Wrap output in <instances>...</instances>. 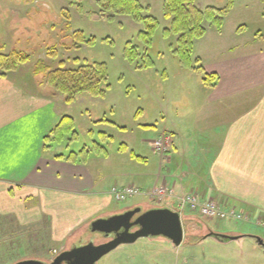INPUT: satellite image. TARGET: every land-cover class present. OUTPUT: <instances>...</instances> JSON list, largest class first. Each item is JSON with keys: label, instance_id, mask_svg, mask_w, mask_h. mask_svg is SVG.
Instances as JSON below:
<instances>
[{"label": "rangeland", "instance_id": "obj_1", "mask_svg": "<svg viewBox=\"0 0 264 264\" xmlns=\"http://www.w3.org/2000/svg\"><path fill=\"white\" fill-rule=\"evenodd\" d=\"M228 1L194 0L192 4L204 11L207 7L223 9ZM139 2L142 19L109 9L102 12L98 0H85L82 11L71 0H0V54L18 51L30 57L8 76L53 98L62 117L74 120L69 131L59 140L53 139L55 155L68 158L71 152L77 155L84 150L85 154L76 157L83 160L106 150L115 152L126 142L135 150L129 154L147 156L150 162L142 166L153 172L160 161L152 146L154 140L170 136L168 129L173 126L198 125L202 106L198 97L210 90L203 81V63L217 60L225 53L221 49L238 41L264 46V0H235L221 30L211 18H203L201 26L206 33L192 38L189 61L180 55L183 32L173 26L174 14L165 15V0ZM91 12L101 17L89 15ZM131 52L136 54L134 60L127 57ZM86 63H105L109 88L104 96L81 93L67 103L57 83L38 71L41 64L52 71ZM146 63L152 65L144 67ZM91 158L93 164H102V159ZM133 198L144 210L159 207L145 197H129L114 201L112 210L117 212L102 217L128 210ZM185 215L180 246L165 237H143L120 245L96 264H264V250L252 237L264 240V224L255 218L209 221L189 211ZM211 232L242 237L223 242L209 236ZM107 239L93 232L89 223L67 243H52L45 230L23 228L13 223L11 216L0 217V264L27 259L49 262L53 249L63 251Z\"/></svg>", "mask_w": 264, "mask_h": 264}, {"label": "crops", "instance_id": "obj_2", "mask_svg": "<svg viewBox=\"0 0 264 264\" xmlns=\"http://www.w3.org/2000/svg\"><path fill=\"white\" fill-rule=\"evenodd\" d=\"M249 44L228 45L217 60L203 63L218 77L198 97V125L168 129L170 150L156 152L153 172L142 166L147 156L129 154L135 150L126 142L91 156L102 164L90 156L55 157L54 143L45 149L44 138L62 118L58 104L12 76L0 77L1 220L11 216L18 226L45 230L52 243H67L93 220L117 212L113 186L166 185L217 197L264 221V46Z\"/></svg>", "mask_w": 264, "mask_h": 264}, {"label": "trees", "instance_id": "obj_3", "mask_svg": "<svg viewBox=\"0 0 264 264\" xmlns=\"http://www.w3.org/2000/svg\"><path fill=\"white\" fill-rule=\"evenodd\" d=\"M84 1L85 0H71L72 4L77 6L79 11L83 10ZM234 1L235 0H229L228 5L223 9L207 7L204 11H201L192 4L194 0H165V15L168 17L174 14L173 26L177 31L183 32L180 38L181 41L184 40V42L180 44V47L184 49L180 54L182 59L185 58L184 60L187 61L190 59L193 46L192 38H201L205 35L206 29L201 26L202 19L205 17L211 18L213 24L217 25L218 29L221 30L224 17L229 12ZM98 2L102 8V12L105 11V9H109L118 14H131L135 18H141L142 6L139 0H98ZM89 15L101 17L97 12H91ZM77 36L78 34L75 36L76 39H78ZM81 41L86 42L83 38ZM127 57L134 60L136 54L132 53ZM29 59L30 57L28 54H23L18 51L10 54H0V77H7L11 71L18 68L20 64L29 61ZM62 65L64 66V63H62ZM151 65L150 63H146L144 67H149ZM48 69L49 68L45 67L44 64H41L38 71L46 73L49 81L57 83L58 88L64 93L67 103L74 102L81 93H87L92 96H104L109 88L108 72L105 63H86L77 68L60 67L52 71L49 69L50 72L47 73ZM201 69L205 74L203 80L205 85L208 87L215 85V81L218 77L217 74L205 73L203 67ZM73 124L74 120L70 116L62 117L51 132L44 138V148L46 149L49 147V145L54 142L53 139L59 140L64 132L72 128ZM85 153L86 151L84 152V150H82L80 153H77V155ZM77 155L76 152L73 151L68 156V159L75 160ZM55 157L61 158L63 155H55Z\"/></svg>", "mask_w": 264, "mask_h": 264}, {"label": "water", "instance_id": "obj_4", "mask_svg": "<svg viewBox=\"0 0 264 264\" xmlns=\"http://www.w3.org/2000/svg\"><path fill=\"white\" fill-rule=\"evenodd\" d=\"M91 223L93 232L103 233L106 238L110 239L100 244L88 242L64 250L49 262L27 259L15 264H96L103 256L120 245L134 243L139 238L165 237L175 246H180L185 236L180 213L168 207L150 208L143 211V208L138 206L109 217H99ZM209 236L223 242L242 237L215 232H211ZM252 237H255L258 245L264 250V240L259 236Z\"/></svg>", "mask_w": 264, "mask_h": 264}, {"label": "built area", "instance_id": "obj_5", "mask_svg": "<svg viewBox=\"0 0 264 264\" xmlns=\"http://www.w3.org/2000/svg\"><path fill=\"white\" fill-rule=\"evenodd\" d=\"M172 144L171 137L161 135L153 142L154 150L160 154H166ZM111 193L117 201L127 200L129 197L137 195H145L158 203L159 205L169 206L178 211L181 216L189 211L196 214L198 217L205 220H251V216L244 210H239L235 206L224 205L217 197L204 198L198 192L181 193L174 188L166 185L156 186L149 189H142L138 186H113ZM257 223L264 224L261 218H258ZM54 255L58 253L53 250Z\"/></svg>", "mask_w": 264, "mask_h": 264}, {"label": "flooded vegetation", "instance_id": "obj_6", "mask_svg": "<svg viewBox=\"0 0 264 264\" xmlns=\"http://www.w3.org/2000/svg\"><path fill=\"white\" fill-rule=\"evenodd\" d=\"M143 211H144V210H143ZM137 215H138V214H137ZM137 215H136V216H137ZM136 216H135V217H136ZM135 217H134L133 219H135ZM100 235H102V236L105 238V234L100 233ZM109 239H110V238H109ZM109 239H107V240H109ZM107 240H106V241H107ZM88 242H90V241H88ZM88 242H85L84 244H86V243H88ZM104 242H105V241H104ZM101 243H103V242H101ZM84 244H83V245H84ZM96 244H100V243H96ZM80 246H81V245H80ZM63 251H64V250H63ZM61 252H62V251H61Z\"/></svg>", "mask_w": 264, "mask_h": 264}]
</instances>
